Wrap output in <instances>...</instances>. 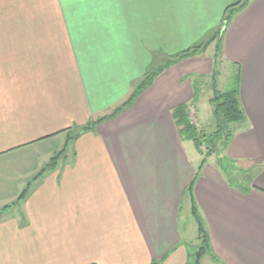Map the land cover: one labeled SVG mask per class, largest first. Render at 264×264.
I'll use <instances>...</instances> for the list:
<instances>
[{"label": "crops", "instance_id": "1", "mask_svg": "<svg viewBox=\"0 0 264 264\" xmlns=\"http://www.w3.org/2000/svg\"><path fill=\"white\" fill-rule=\"evenodd\" d=\"M239 2L0 0V264H189L181 218L186 202L199 232L193 198L210 241L202 260L264 264V0L222 36L220 65L239 73L246 120L206 159L193 198L204 156L193 166L175 112L214 74L208 50L69 140L150 68L221 29ZM196 117L203 128L213 119Z\"/></svg>", "mask_w": 264, "mask_h": 264}, {"label": "trees", "instance_id": "2", "mask_svg": "<svg viewBox=\"0 0 264 264\" xmlns=\"http://www.w3.org/2000/svg\"><path fill=\"white\" fill-rule=\"evenodd\" d=\"M250 0H241V2L230 6L225 12V18L223 21L224 24H229L232 16L244 9ZM222 25V28H223ZM222 28L216 31L212 36L203 40L201 43L181 52L175 54L173 56L166 57L163 63L159 66H154L150 68L142 80L133 87V91L129 96L128 100L123 103L120 107L116 108L110 115H107L103 118H100L96 121H93L83 127L75 128V134L71 136L69 140H75L81 134L86 133L88 131L96 129V127L107 120L114 119L117 115L122 113L126 108L132 105L136 99L149 87L153 85L155 80L165 71L169 70L170 68L181 64L182 62L203 55L209 46L213 44L215 41L216 46V53H215V63L218 61V58L222 55V48H221V41L222 36L221 34ZM212 85L213 87L217 86L216 82V74H213L212 77ZM198 98V90L195 91V98L196 101ZM210 103L213 106V119H214V129L212 133H207L203 129L201 130L198 128L190 119V112L188 106H181L175 112V119L177 125L179 126L180 135L185 141L193 142L197 151L204 156V160L199 168V171L193 181L187 188V194L193 198V191L196 182L199 179L200 172L202 171L204 164L207 158L213 156H219V154L226 149L229 145L234 131L233 127L236 125L243 124L246 120V114L243 110L240 101V76L239 73L236 74L231 82V88L227 91H219L215 89L212 98L210 99ZM205 149V151H204ZM64 150L58 156V160L60 159L61 155L64 154ZM55 161V160H53ZM43 173V172H42ZM41 175V174H39ZM28 193V189H26L21 198L25 197ZM20 198V199H21ZM193 215L196 218L198 225H199V240L201 241L200 251L194 256L195 261L192 263L190 261L189 264H201L202 258L206 255V253L210 250L209 244V237L207 232L204 229L203 223L201 218L199 217L196 203L193 198Z\"/></svg>", "mask_w": 264, "mask_h": 264}, {"label": "rangeland", "instance_id": "3", "mask_svg": "<svg viewBox=\"0 0 264 264\" xmlns=\"http://www.w3.org/2000/svg\"><path fill=\"white\" fill-rule=\"evenodd\" d=\"M217 41H215L213 44H211L209 46V48L207 49L208 52L206 54V59L211 58V60L213 61L214 64V73L216 74V82H217V86L213 87V83H212V77L211 78H201L200 82H201V86L200 89L201 91L198 90V98L197 100L193 102V104L188 106L189 112H191L193 114L191 121L202 130V126L199 125L196 114L199 116L198 118L200 119V121H202L203 123L205 122L203 120V118L206 120V122H208L212 116V105L209 101V99L213 96L215 89L220 90V91H227L231 88V82L233 79V75L231 74L230 70L231 67L229 65L227 66H221L220 65V60L221 57L218 58V61L215 63V53H216V44ZM210 60V61H211ZM199 78L195 77V80H197ZM199 82V80H198ZM196 91V90H195ZM192 105H196L197 106V110H193V106ZM212 111V112H211ZM210 123V125H209ZM208 124L206 123V126L203 128L204 131H206L207 133H212L213 129H214V119H212V121H210ZM234 131V130H233ZM62 148L59 149L58 154H60ZM186 151L187 154L189 156L190 161L192 162L193 166L197 167L200 163V160H202V156L201 154H199L195 148L193 147V145L191 143L186 145ZM205 151V149H204ZM57 154V155H58ZM217 158L213 157L212 161L215 162ZM20 170H11L10 171V178H11V191L13 192V185L15 183V179L17 177H20ZM20 178H17V180H19ZM24 191H22L23 193ZM21 193V194H22ZM21 198V195H20ZM17 200H11L8 204L6 205H10L12 207H16L15 203ZM20 201V199H19ZM183 210H182V218H181V230L183 232V230L185 229L186 233L184 234V239H185V246H188V252L190 254V261L192 263H194L195 261V255L197 254V252L200 251V242L198 241L199 238V232H198V228H197V224L194 220V218L191 215V206L188 203H184L183 204ZM192 241V242H190ZM210 260V261H209ZM202 264H214L213 261H211V259L209 257H205L202 260Z\"/></svg>", "mask_w": 264, "mask_h": 264}, {"label": "water", "instance_id": "4", "mask_svg": "<svg viewBox=\"0 0 264 264\" xmlns=\"http://www.w3.org/2000/svg\"><path fill=\"white\" fill-rule=\"evenodd\" d=\"M226 28H227V24H224L223 28H222V31H221V34H223L226 31Z\"/></svg>", "mask_w": 264, "mask_h": 264}]
</instances>
